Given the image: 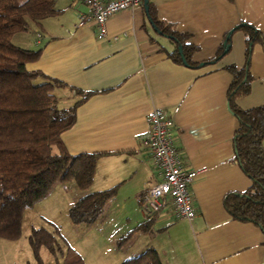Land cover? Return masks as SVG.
Here are the masks:
<instances>
[{
  "label": "crops",
  "instance_id": "0c3cea01",
  "mask_svg": "<svg viewBox=\"0 0 264 264\" xmlns=\"http://www.w3.org/2000/svg\"><path fill=\"white\" fill-rule=\"evenodd\" d=\"M149 1L157 20L187 34L196 46L191 60L201 65L188 66L169 56L175 44L153 28L143 4L112 14L105 24L106 41L94 24L74 26L87 7L73 0H55L56 14L44 18L39 26L32 25L30 31L12 36L20 47L43 44L39 58L26 63V68L64 84L53 90L59 106H71L83 93L88 94L75 108L73 125L60 138L69 153H94L98 158L90 189L73 190L76 197L66 203L67 209L88 191L116 186L114 197L89 224L103 223L113 203L119 211L136 212L137 199L155 181L139 136L148 129L147 112L158 107L173 119L171 135L185 167L203 170L190 186L195 216L191 221L175 219L171 204L165 203L149 232L136 229L140 221L135 216L128 229L133 233L124 244H134L129 257L153 247L163 264H264L263 232L251 222L232 219L223 205L226 193L241 192L250 185L233 158L237 120L227 101L232 76L226 66L241 67L245 62L243 30L234 29L228 51L218 60L206 62L218 54L226 33L238 24L253 25L264 37V0ZM249 73V92L235 99L243 109L264 105V51L259 43L252 44ZM262 144L264 147V138ZM70 181L56 183L35 203H43L57 189L65 190L68 183L72 189L76 184ZM101 232L98 239L104 236L102 228ZM117 234L111 235L112 243ZM20 236L0 237V264H10L9 250ZM93 250V264H104L105 255L97 244ZM12 264L27 261L16 259Z\"/></svg>",
  "mask_w": 264,
  "mask_h": 264
},
{
  "label": "trees",
  "instance_id": "16d2710c",
  "mask_svg": "<svg viewBox=\"0 0 264 264\" xmlns=\"http://www.w3.org/2000/svg\"><path fill=\"white\" fill-rule=\"evenodd\" d=\"M54 2L0 0V237L6 239L20 236L24 209L44 198L56 183L72 180L80 190H88L98 158L94 153H69L60 138L61 133L73 125L75 108L88 94L83 93L71 106H59L53 90L64 84L39 70L26 68V63L39 58L43 44L24 48L12 42L15 33L30 31L32 25L39 26L44 18L56 14ZM146 15L162 36H170L174 42V49L168 52L172 59L193 67L202 64L191 60L196 46L188 41L187 34L178 32L170 23L157 20L149 0ZM236 28L244 32L245 62L241 67L226 66L232 76L227 101L237 120L232 141L233 158L249 178L250 185L244 191L226 193L223 205L232 219L251 222L264 234V105L243 109L235 103L238 96L250 90L252 44L259 43L264 51V37L250 24L241 23L232 29ZM226 46L228 51L230 36L226 44L222 42L218 54L206 62L218 60L225 54L222 50ZM115 193L116 186H113L82 195L68 208L70 221L73 224L93 222ZM153 218L143 220L136 229L149 232ZM132 233L133 230L127 232L118 243L127 242ZM28 243L36 264H41L40 246H45L52 254L61 250L54 234L43 227L31 229ZM62 264L84 263L80 257H73ZM119 264L163 263L157 251L147 247Z\"/></svg>",
  "mask_w": 264,
  "mask_h": 264
},
{
  "label": "rangeland",
  "instance_id": "374dc122",
  "mask_svg": "<svg viewBox=\"0 0 264 264\" xmlns=\"http://www.w3.org/2000/svg\"><path fill=\"white\" fill-rule=\"evenodd\" d=\"M70 182H72L71 184H75L74 181ZM69 184L65 185V190L57 189L66 194L62 195L58 191H55L53 195L41 201L43 203H33L30 207L25 208L26 210L24 209L22 213V234L20 233L19 242L15 244L16 246L14 248H10L8 253L10 264L16 259L20 260L22 258L27 263L36 264V260L28 243L29 233L32 228L36 227H31V224L39 225V227H43L53 233L56 242L61 248L60 251L52 254L45 246H40L39 258L41 264H62L64 261L73 257H80L82 261L84 258L89 264H93L95 254L93 249L96 247V244L99 250L104 253L103 255H105L106 260L104 264H118L133 254L131 251L134 244L132 243L129 246L124 245V242L118 243V239L129 232L128 229L131 227L130 224L134 223L135 216L138 222L143 220L141 219L143 215L140 212L138 203L136 212L131 210L119 211V209H115L117 203H113L111 206L112 211H108L109 213L103 223H94L93 225L82 223L81 225H76L69 219L66 203H68L70 198L75 199L76 196L72 194L74 193L73 190L79 191V188L76 185H71V189ZM101 228L104 236L101 235V239L100 237L98 239L97 236L100 234ZM113 233L118 234L117 239L112 243L110 238ZM22 241L25 242V245H21ZM113 259H117L118 262H115Z\"/></svg>",
  "mask_w": 264,
  "mask_h": 264
},
{
  "label": "built area",
  "instance_id": "2783aa9c",
  "mask_svg": "<svg viewBox=\"0 0 264 264\" xmlns=\"http://www.w3.org/2000/svg\"><path fill=\"white\" fill-rule=\"evenodd\" d=\"M84 4L86 12L77 16L74 26L94 24L98 35L105 41L106 21L114 13L134 9L142 5V0H73ZM37 39L41 34L36 33ZM148 129L139 136L147 148L155 181L137 199L145 219L155 217L165 203L172 206L175 219L191 221L195 216L193 196L190 186L203 170L187 169L171 135L174 125L171 116L164 110L153 107L147 114Z\"/></svg>",
  "mask_w": 264,
  "mask_h": 264
},
{
  "label": "water",
  "instance_id": "95a60500",
  "mask_svg": "<svg viewBox=\"0 0 264 264\" xmlns=\"http://www.w3.org/2000/svg\"><path fill=\"white\" fill-rule=\"evenodd\" d=\"M142 4H143L144 11H145V13L147 14V13H148V0H142ZM150 23H151V21H150ZM151 24H152V23H151ZM153 28L156 30L155 27H153ZM232 30H233V29H230V30H228V32L226 33V36H225V38H224V40H223V44H226L227 38L230 36ZM156 31H157L158 33L160 32V31H158V30H156ZM168 37L170 38V36H168ZM227 45H228V44H227ZM178 52L181 53V49H180V48L178 49ZM226 52H227V46L222 50V54H224V53H226Z\"/></svg>",
  "mask_w": 264,
  "mask_h": 264
}]
</instances>
